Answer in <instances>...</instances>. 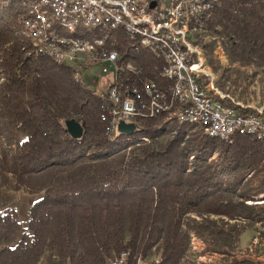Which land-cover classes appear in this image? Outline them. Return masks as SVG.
Segmentation results:
<instances>
[{"label":"trees","instance_id":"1","mask_svg":"<svg viewBox=\"0 0 264 264\" xmlns=\"http://www.w3.org/2000/svg\"><path fill=\"white\" fill-rule=\"evenodd\" d=\"M23 19L21 0H0V130L15 143L0 154V196L9 186L39 197L24 219L0 199V264H42L47 249L44 264H107L121 252L130 264H182L193 233L229 257L246 230L264 228V204L248 203L264 181L241 192L247 177L264 175L261 143L220 141L164 117L107 136L102 94L78 83L74 66L36 55ZM195 29L198 40L211 38L208 57L221 41L232 63L264 66V0H222ZM113 40L140 71L127 83H162V60L143 49L126 58L130 40L121 31ZM73 118L85 125L81 140L66 132Z\"/></svg>","mask_w":264,"mask_h":264},{"label":"built area","instance_id":"2","mask_svg":"<svg viewBox=\"0 0 264 264\" xmlns=\"http://www.w3.org/2000/svg\"><path fill=\"white\" fill-rule=\"evenodd\" d=\"M156 2L155 8L150 4ZM222 0H21L24 10L21 35L36 55L59 65L75 67L74 77L84 85L85 74L96 67L110 77L101 120L106 135L114 138L119 123L164 117L169 125L192 126L202 135L232 142L250 137L264 147V107H248L225 96L206 70L199 46L188 36ZM130 40L131 51H150L165 63L162 83H127L140 74L129 61H121L116 32ZM204 58V60H203ZM110 63L114 70L106 65ZM126 78V79H125ZM176 133V132H174ZM142 142H149L141 138ZM196 239V238H195ZM194 238H191V241ZM160 259H138L155 264ZM107 264H130L121 252Z\"/></svg>","mask_w":264,"mask_h":264},{"label":"rangeland","instance_id":"3","mask_svg":"<svg viewBox=\"0 0 264 264\" xmlns=\"http://www.w3.org/2000/svg\"><path fill=\"white\" fill-rule=\"evenodd\" d=\"M196 35L197 33L192 31L188 38L193 45H198L199 49L203 52L206 60V70L213 75L216 87H218L225 96H229L237 103H242L245 106L254 108L264 107V66H258L256 64L244 66L232 63L224 51L221 41H216V47L212 55L208 57L202 45L205 44V42H210L211 38L204 37L198 40ZM109 80L110 77L103 75L102 69L96 67L87 72L84 77V84L88 89L103 92L109 89ZM19 137L21 136L19 135ZM14 147L15 143L14 140H12V131L1 125L0 154L3 151L11 152ZM216 158L217 156L214 157V159ZM246 180H249L248 182L251 186H246L249 184L246 182V185L243 187L241 186V192H244L246 189H252L253 193V190H255L254 188L261 185V182L264 181V175L260 174L253 179L249 176ZM1 193L4 195L0 196L1 204L4 203L3 197L9 198L5 205L17 208L18 214H20L19 217L22 219L26 217L30 207L38 196L36 194H31L26 189L15 191L9 186L3 187ZM248 203L264 204V194L253 196ZM261 231H264L261 224H257L253 229L249 228L246 230L236 242L234 255L229 257L211 253L204 241L193 233L191 238H194V240L191 241V247L182 264H243V262L264 264V239L262 241L261 235H259ZM50 254L51 251L47 249L42 257V264L46 262ZM225 260L228 261L224 262Z\"/></svg>","mask_w":264,"mask_h":264},{"label":"water","instance_id":"4","mask_svg":"<svg viewBox=\"0 0 264 264\" xmlns=\"http://www.w3.org/2000/svg\"><path fill=\"white\" fill-rule=\"evenodd\" d=\"M156 6V2L150 4V8L153 9ZM110 70H114L110 63L106 64ZM66 132L71 136L73 140H81L85 135V125L81 121L73 118L65 122ZM119 133L126 136L134 135L138 130L136 124H127L124 121L119 123ZM259 204V203H258Z\"/></svg>","mask_w":264,"mask_h":264},{"label":"crops","instance_id":"5","mask_svg":"<svg viewBox=\"0 0 264 264\" xmlns=\"http://www.w3.org/2000/svg\"><path fill=\"white\" fill-rule=\"evenodd\" d=\"M39 196L36 197V199L38 198Z\"/></svg>","mask_w":264,"mask_h":264}]
</instances>
